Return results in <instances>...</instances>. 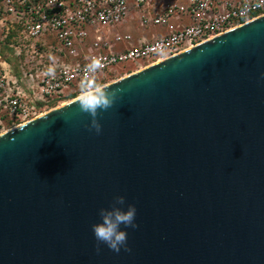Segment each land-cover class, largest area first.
Returning <instances> with one entry per match:
<instances>
[{
  "label": "water",
  "instance_id": "water-1",
  "mask_svg": "<svg viewBox=\"0 0 264 264\" xmlns=\"http://www.w3.org/2000/svg\"><path fill=\"white\" fill-rule=\"evenodd\" d=\"M262 74L264 15L104 85L100 134L78 98L0 134V264H264ZM116 196L131 251L97 253Z\"/></svg>",
  "mask_w": 264,
  "mask_h": 264
},
{
  "label": "built area",
  "instance_id": "built-area-1",
  "mask_svg": "<svg viewBox=\"0 0 264 264\" xmlns=\"http://www.w3.org/2000/svg\"><path fill=\"white\" fill-rule=\"evenodd\" d=\"M159 5L158 0H0V134L8 124L14 128L37 118L55 101L78 96L92 57L104 65L98 80L116 67L140 70L264 15V0ZM132 14L140 28L145 22L162 33L129 47L102 40V31ZM50 67L53 76L45 74Z\"/></svg>",
  "mask_w": 264,
  "mask_h": 264
},
{
  "label": "clouds",
  "instance_id": "clouds-1",
  "mask_svg": "<svg viewBox=\"0 0 264 264\" xmlns=\"http://www.w3.org/2000/svg\"><path fill=\"white\" fill-rule=\"evenodd\" d=\"M158 54H163L162 45H157ZM104 65L100 58L92 57L86 65V75L80 82V91L77 99V106L81 113L91 117L89 130H95L100 134L102 126L97 117L110 109L116 103L119 96V89H109L98 83V73ZM46 75L53 76L55 69L50 67ZM264 76V74H262ZM126 205V206H125ZM137 209L134 204H126L124 196H116L109 208L99 210L100 221L92 225V231L96 240V252L99 253L100 245H106L111 251L119 253L121 248L130 252L127 246V228H137L135 223ZM123 225V228L121 227Z\"/></svg>",
  "mask_w": 264,
  "mask_h": 264
},
{
  "label": "rangeland",
  "instance_id": "rangeland-1",
  "mask_svg": "<svg viewBox=\"0 0 264 264\" xmlns=\"http://www.w3.org/2000/svg\"><path fill=\"white\" fill-rule=\"evenodd\" d=\"M158 1L160 3L159 7L163 8L164 5L171 0H158ZM147 31L155 32L156 34L153 37L149 36L148 34H144ZM138 32H141V34L148 36V38L145 41H150L152 38L158 37L162 33V31H160L158 28L152 27V25L145 23V22H141V28H140V22L137 20L136 16L132 14L121 25L112 27L109 30H104V32L102 31V33H103L102 40L108 38L109 39L108 41H110V42L112 41L113 43H115L116 47H121V45H127L129 47L131 45L137 44ZM126 34H128L130 36V39L125 40L124 36ZM117 37L121 38L122 41H115V38H117ZM92 39L93 38L91 37L90 40H92ZM136 71H138V70H136V68L131 67V66L116 67V68H113V69L105 72L103 75H101V77L99 78V80H97V82L101 83L102 85H106L108 83H111L115 80H118V79H120L124 76H127L133 72H136ZM75 98H78V96H76ZM75 98H72L71 95L66 96L64 99L55 101L54 103L49 105L44 111H41V113L45 114L46 112L53 110L54 108H57L58 106H60L62 104H66ZM6 128H7L6 131H8V130L12 129L13 127L11 124H8L6 126ZM3 133H1V134H3Z\"/></svg>",
  "mask_w": 264,
  "mask_h": 264
},
{
  "label": "crops",
  "instance_id": "crops-1",
  "mask_svg": "<svg viewBox=\"0 0 264 264\" xmlns=\"http://www.w3.org/2000/svg\"><path fill=\"white\" fill-rule=\"evenodd\" d=\"M144 34H148L149 36H155V32H151V31H147L146 33H144ZM144 34H141V32H138V34H137V38H138V41H140V40H146L147 38H148V36L147 35H144Z\"/></svg>",
  "mask_w": 264,
  "mask_h": 264
},
{
  "label": "bare ground",
  "instance_id": "bare-ground-1",
  "mask_svg": "<svg viewBox=\"0 0 264 264\" xmlns=\"http://www.w3.org/2000/svg\"><path fill=\"white\" fill-rule=\"evenodd\" d=\"M63 105H65V104H62V105H60V106H63ZM59 107V106H58ZM43 114H40L39 116H42ZM18 127V126H17Z\"/></svg>",
  "mask_w": 264,
  "mask_h": 264
},
{
  "label": "trees",
  "instance_id": "trees-1",
  "mask_svg": "<svg viewBox=\"0 0 264 264\" xmlns=\"http://www.w3.org/2000/svg\"><path fill=\"white\" fill-rule=\"evenodd\" d=\"M4 56H6V54H3ZM76 96H73L72 98H75Z\"/></svg>",
  "mask_w": 264,
  "mask_h": 264
}]
</instances>
